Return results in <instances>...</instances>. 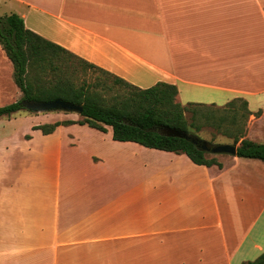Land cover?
Listing matches in <instances>:
<instances>
[{"label": "crops", "instance_id": "crops-1", "mask_svg": "<svg viewBox=\"0 0 264 264\" xmlns=\"http://www.w3.org/2000/svg\"><path fill=\"white\" fill-rule=\"evenodd\" d=\"M0 6L139 87L177 85L182 104L245 98L253 112L262 109L260 117L250 115L246 137L259 142L264 135V0H0ZM13 70L0 46V82ZM36 131L31 127L26 139ZM117 143L119 174L105 165L106 155L93 153L94 174L66 168L58 146L48 153L56 163L52 183L47 173L39 178L51 191L40 194L29 187V165L16 178L3 161L0 264H242L264 253L263 160L225 154L216 155L223 167L206 166L185 153ZM21 180L27 183L17 188Z\"/></svg>", "mask_w": 264, "mask_h": 264}, {"label": "trees", "instance_id": "trees-1", "mask_svg": "<svg viewBox=\"0 0 264 264\" xmlns=\"http://www.w3.org/2000/svg\"><path fill=\"white\" fill-rule=\"evenodd\" d=\"M0 46L13 64V80L22 94L21 99L0 106V117L25 109L24 99L43 102L60 98L83 104L82 119L40 124L34 129L51 134L62 125L79 124L108 132L110 126L115 141L185 153L196 164L223 167L216 154L210 157L213 153L191 140L161 133L167 127L177 128L199 143L214 144V139L205 141L200 136L210 128L238 145L237 156L264 161V143L246 137L250 115L260 117L262 109L253 112L245 98H234L223 106L182 104L177 100V85L160 81L148 88L139 87L28 28L16 12L0 15ZM79 69L100 71L106 76L93 83H79ZM115 86L118 92L106 97L103 92ZM242 264H264V253Z\"/></svg>", "mask_w": 264, "mask_h": 264}, {"label": "rangeland", "instance_id": "rangeland-1", "mask_svg": "<svg viewBox=\"0 0 264 264\" xmlns=\"http://www.w3.org/2000/svg\"><path fill=\"white\" fill-rule=\"evenodd\" d=\"M10 4V3H9ZM11 5V4H10ZM8 7L0 6V15L9 13ZM55 35V34H54ZM6 74V71H5ZM2 74L1 78V93H0V106L12 103L21 99L22 94L16 86L12 76ZM106 75L100 71H87L83 72L80 69L77 71L76 80L79 83L83 81L96 82L99 78H104ZM111 82V81H110ZM118 92L116 86L113 90L104 91L106 97H110L112 94ZM252 98V97H251ZM187 104V102H183ZM223 106L225 104H217ZM255 105V104H253ZM186 117L190 118V114L187 112ZM82 119L81 114L72 111L64 110H50V111H31L27 108L17 111L11 115H4L0 117V173H3V161L11 163L10 174L16 178L21 169L28 167V175L32 177L31 184L29 187L33 192L38 194L43 190H49L42 186L39 182V178L43 175L48 176V180L52 183V173L56 169L55 161L48 160V153H52L58 146H63V163L65 167L73 170H81L84 174L86 172L94 174V169L99 168L93 167L90 163V154L106 155L107 161L106 166L113 169L120 167L114 160V156L120 154L119 147L116 145L118 141H115L112 137V128L108 126V132H102L95 128L89 127L88 125L72 124L69 126H60L52 137L44 135L40 130L36 131L33 135V139H26L29 137L27 133L31 132V127L34 128V124H46L53 123L56 121L65 120H80ZM262 126L264 127V121ZM264 133H259L262 135ZM23 135H25L23 137ZM200 136L205 141H211L214 139V144H226L232 143L233 141L225 136L216 135L212 129H205L200 132ZM215 137V138H214ZM260 143H264V135L256 137ZM72 140V141H71ZM71 142H74V146L71 147ZM141 146V145H140ZM142 148V147H140ZM135 150L134 147H130V151ZM32 150V152H31ZM138 151V150H137ZM26 154H32L27 157ZM44 155H47L46 157ZM219 156L225 154H218ZM214 156V154L209 155ZM103 163L101 168H105ZM126 168V165H123ZM48 170V171H47ZM111 170V169H108ZM120 168L117 169L119 174ZM114 175L115 172L112 171ZM27 183L22 180L17 184V188ZM51 186V185H49ZM51 191V190H49ZM33 203H40V197L33 200Z\"/></svg>", "mask_w": 264, "mask_h": 264}, {"label": "water", "instance_id": "water-1", "mask_svg": "<svg viewBox=\"0 0 264 264\" xmlns=\"http://www.w3.org/2000/svg\"><path fill=\"white\" fill-rule=\"evenodd\" d=\"M22 104L31 111H50V110H64V111H72L77 112L79 114L83 113L84 107L83 104L73 103L64 99H55L51 101H32L28 99L22 100ZM162 134L168 136L181 137L194 142L199 148L211 152L213 154H229L232 156H237V148L238 145L233 143L226 144H208L206 142L199 143L195 138H193L190 134L177 129L167 127L161 131Z\"/></svg>", "mask_w": 264, "mask_h": 264}]
</instances>
